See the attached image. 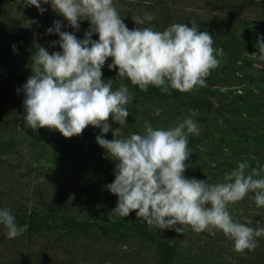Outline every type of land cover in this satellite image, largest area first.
I'll return each instance as SVG.
<instances>
[{
  "label": "rangeland",
  "instance_id": "rangeland-1",
  "mask_svg": "<svg viewBox=\"0 0 264 264\" xmlns=\"http://www.w3.org/2000/svg\"><path fill=\"white\" fill-rule=\"evenodd\" d=\"M27 2L0 0V208L15 217L34 213L54 220L39 232L26 229L11 239L0 225V264H164L161 243L174 249L171 264H264V237L257 238L255 251L237 252L218 229L195 232L182 225L183 232L177 233L149 226L135 210L124 218L111 212L117 197L105 186L114 179L115 162L95 142L98 127L89 125L65 138L55 130L28 126L18 89L32 74L33 46H53L58 35L45 32L53 21L60 20L61 30L74 31L79 39L89 22L79 21L76 31L50 5L43 4L45 11L39 13ZM114 6L129 29L162 31L173 23L194 22L211 33L214 48L223 49L206 87L159 90L162 97L137 94L130 80L104 65L102 78L112 80L113 90L127 84L131 97L125 125L108 118L118 129L114 138L143 133L145 122L154 129L174 127L195 110L199 134L188 135L185 176L216 184L239 162L249 164L246 174L264 165V60L256 46L257 37L264 36V0H114ZM145 12L154 19L135 24ZM103 135L113 139L111 131ZM45 204L54 206L55 213ZM227 208L234 220L264 227V207L255 205L253 193ZM74 224L81 230L74 231ZM147 230L158 241L146 240Z\"/></svg>",
  "mask_w": 264,
  "mask_h": 264
},
{
  "label": "clouds",
  "instance_id": "clouds-1",
  "mask_svg": "<svg viewBox=\"0 0 264 264\" xmlns=\"http://www.w3.org/2000/svg\"><path fill=\"white\" fill-rule=\"evenodd\" d=\"M27 4L39 13L45 11L43 4L50 5L76 31L79 21L89 22L79 39L74 31H62L60 20L53 21L45 32L58 35V41L51 43L58 44L60 51L50 53L36 45L32 74L18 89L24 94L28 126L55 130L65 138L81 134L89 125L100 129L95 142L115 162L114 179L105 187L117 197L111 211L117 216L124 218L135 210L136 217L149 226L177 233L183 232L182 225H190L195 232L218 229L233 241L235 251H255L264 227L234 220L227 206L251 192L255 205L264 207V165L246 174L249 164L239 162L216 184L185 176L189 166L185 161L191 153L188 135L199 134L195 110L174 127L154 129L145 122L143 133L132 132L126 138H114L118 129L108 123L111 116L119 125L126 124L125 106L131 97L127 84L113 90L112 80L102 78L107 58L111 57L109 70L115 68L118 77H126L141 91L151 84L164 93L169 88L190 92L207 86L206 77L223 56V49L213 47L211 33L200 31L194 22L173 23L162 31L129 29L114 0H28ZM153 19V13L145 12L135 24ZM93 34L98 38L92 39ZM256 46L264 60V36L257 37ZM236 91L242 94L240 87ZM110 131L113 139H105L103 134ZM0 225L10 239L27 229L16 223L8 208H0Z\"/></svg>",
  "mask_w": 264,
  "mask_h": 264
},
{
  "label": "trees",
  "instance_id": "trees-1",
  "mask_svg": "<svg viewBox=\"0 0 264 264\" xmlns=\"http://www.w3.org/2000/svg\"><path fill=\"white\" fill-rule=\"evenodd\" d=\"M58 39H59V37L55 36V41H58ZM36 50H37V47L33 46V48H32L33 55L35 54ZM47 50L50 53L53 52V51H60L58 44L50 46ZM107 63H111V57L107 58V60L105 62V65ZM1 75H3V74H0V80L3 79ZM130 88L132 90H134L137 94L142 95V96H145V95H158L159 90H160V88L148 87L147 91H141L137 85H131ZM170 93H171V95L173 97L177 96L176 94H174L171 91H170ZM158 97H162V94L158 95ZM55 174L56 173H54V175ZM51 180H52V178H51ZM43 207L46 210H49L50 212L55 213V209L53 208L54 206L49 205V204H45ZM15 218H16V223L18 225H27L28 231H36V232H39L40 228H42L44 226H47L49 223L52 224L53 220H54V217H52V216L51 217H45V216L34 214V213L30 214L29 216H26V217L20 218L18 216V217H15ZM73 227H74V231H77V230L79 231L82 228V226L75 225V224H74ZM144 237L148 241H158L156 235L153 232L149 231V230L144 232ZM161 245L164 247L163 248L164 252H163V257H162V260H163L164 264H171L172 258H173V255H174V249L172 247H167V246H165L162 243H161Z\"/></svg>",
  "mask_w": 264,
  "mask_h": 264
}]
</instances>
